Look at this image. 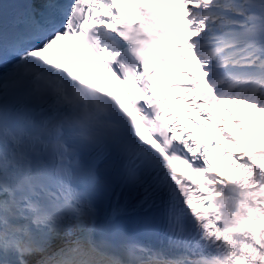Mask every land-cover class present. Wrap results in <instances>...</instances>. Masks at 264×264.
Here are the masks:
<instances>
[{"label": "snow or ice", "instance_id": "6c2138e0", "mask_svg": "<svg viewBox=\"0 0 264 264\" xmlns=\"http://www.w3.org/2000/svg\"><path fill=\"white\" fill-rule=\"evenodd\" d=\"M228 105L264 124V0H0V264H264V136Z\"/></svg>", "mask_w": 264, "mask_h": 264}, {"label": "bare ground", "instance_id": "6f19581e", "mask_svg": "<svg viewBox=\"0 0 264 264\" xmlns=\"http://www.w3.org/2000/svg\"><path fill=\"white\" fill-rule=\"evenodd\" d=\"M228 107L233 108V110L237 113V115L241 116V118L245 120L244 126L249 129L250 133L253 136L254 142L258 141L261 136H264V124L259 123L256 117L250 111H246L245 109L236 107L234 105H228ZM218 123L223 124L226 130L231 132L233 135H235L237 139H241V140L245 139V137L236 129L235 124L233 123L231 117H229L226 112L220 111ZM216 130L219 133L220 137L223 139V137L219 132L218 127H216ZM225 142L228 146L235 148L234 145L230 144L226 140Z\"/></svg>", "mask_w": 264, "mask_h": 264}]
</instances>
